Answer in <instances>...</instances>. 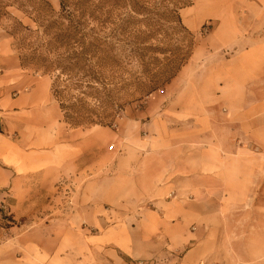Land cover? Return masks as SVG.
Here are the masks:
<instances>
[{"label": "crops", "instance_id": "0c3cea01", "mask_svg": "<svg viewBox=\"0 0 264 264\" xmlns=\"http://www.w3.org/2000/svg\"><path fill=\"white\" fill-rule=\"evenodd\" d=\"M192 1L185 11L194 25L218 18L217 44L233 54L215 61L209 51L203 85L179 91L183 109L168 150L122 151L121 170L105 168L99 178L98 156L107 153L92 135L97 127H66L49 76L24 69L0 29V203L11 215L27 216L36 194L47 199L51 190L68 188L72 232L81 217L104 228L112 264H126L117 252L154 264H264V0ZM200 50L182 72L193 71ZM126 157L136 173L124 169ZM77 188L96 189L85 195L88 206ZM129 195L145 204L130 225L123 220ZM116 216L119 223H105ZM13 231L0 227V249ZM57 257L40 259L70 264Z\"/></svg>", "mask_w": 264, "mask_h": 264}, {"label": "rangeland", "instance_id": "374dc122", "mask_svg": "<svg viewBox=\"0 0 264 264\" xmlns=\"http://www.w3.org/2000/svg\"><path fill=\"white\" fill-rule=\"evenodd\" d=\"M47 1L55 11L59 10V0ZM97 1L93 0L94 3ZM192 3L193 1L189 4V0H126L121 1L113 9L111 6L104 7L103 10L107 13L103 14L102 18L109 17L107 21L110 22L109 24L107 22V27L120 31L117 38L121 41V49L126 52H122L121 55L127 56L129 48L133 46L145 49L143 51L145 58L143 67L132 59L130 64L113 73L105 71L106 77L113 75L115 83V87H111L115 88L110 93L111 101L105 109V113L112 116L111 124L77 128L87 130L97 127L92 135L107 153L106 157L98 156V178L100 175L104 176L105 168L112 167L114 175L116 169L121 170L122 151L168 150L171 137L175 134L174 119L183 109L181 105L184 102V94L179 91L184 90V87L189 84L197 89L203 85L202 74L209 51L214 55L215 61H224L225 57L233 54L231 48L223 49L217 44L215 30L218 18L212 17L204 20L200 25H194L192 14L188 10L185 11ZM174 9L177 10L180 18L179 23ZM7 11L10 16L0 18V29H10L12 17L21 19L23 24H30V21L23 18L15 7H10ZM90 25H95V22H90ZM109 29L106 30L107 33ZM12 45L19 57L13 41ZM198 46L201 47L200 57L192 64L193 71L182 72L185 65L189 63L194 49ZM187 51L190 52L187 63L176 73L175 77L167 80L165 77L170 76L176 70L179 59ZM24 69L34 75H42L41 71H36L32 67L27 66ZM151 76L160 80L156 82L155 88L149 89ZM49 78L52 84V77L49 76ZM90 106L92 110L104 113L95 105ZM61 114L66 127L74 129L65 120L62 112ZM105 121L109 123V120ZM98 128L111 129L115 134L110 137L99 132ZM124 169L136 173L135 160L129 159L127 162L126 157ZM70 190L72 189L51 190L47 199L44 195L36 194L30 205L31 211L27 213V216L23 215L19 219L10 214L8 205L0 203V219L2 220L0 227L3 229L10 227L14 230L9 239L10 242L0 249L2 263L43 264L44 261H41L40 257L52 258L54 255H59L57 258L68 260L70 264H112L110 249L113 247L104 241V228H91L88 222L81 217L79 226H75L72 232V225H77L76 220L72 218L71 212H65L66 207H73L75 202L72 203L74 198L68 197L72 195ZM75 190L82 206H84L83 202L87 203L86 206L90 204L85 195L96 194V189L92 192L84 188ZM142 202V199L135 195L127 197L125 212L129 217L124 215L123 220L128 225L135 224V213L142 211L141 209L145 206ZM103 206L107 208L106 205ZM61 209L63 213L59 214ZM104 221L107 224L119 223L121 219L116 216L115 219ZM104 221H102V227H104ZM1 241L3 239L0 240V244ZM62 242L64 248L60 247ZM73 246L76 248L75 251ZM117 255L126 264L132 262L133 264H154L155 262L153 259L132 261L119 252Z\"/></svg>", "mask_w": 264, "mask_h": 264}, {"label": "trees", "instance_id": "16d2710c", "mask_svg": "<svg viewBox=\"0 0 264 264\" xmlns=\"http://www.w3.org/2000/svg\"><path fill=\"white\" fill-rule=\"evenodd\" d=\"M121 1L126 0H98L96 3L59 0V10L55 11L47 0H0V18H9L7 9L15 7L30 21L23 24L21 19L12 17L10 29H3L12 38L22 67L29 66L52 77V96L65 120L74 128L109 126L112 116L105 113V109L115 83L113 75L106 77L105 71L113 73L130 64L132 59L144 65L145 49L131 46L127 56H122L125 50L121 49L117 38L120 31L107 27L109 17L102 18L107 13L103 10L105 6L113 9ZM191 2L189 0V4ZM189 57L187 51L179 59L176 70L165 78L175 77ZM150 79L149 89L155 88L160 79L154 76ZM91 104L104 113L92 110Z\"/></svg>", "mask_w": 264, "mask_h": 264}, {"label": "built area", "instance_id": "2783aa9c", "mask_svg": "<svg viewBox=\"0 0 264 264\" xmlns=\"http://www.w3.org/2000/svg\"><path fill=\"white\" fill-rule=\"evenodd\" d=\"M110 148H112V147H110ZM139 264H143V263H139Z\"/></svg>", "mask_w": 264, "mask_h": 264}]
</instances>
